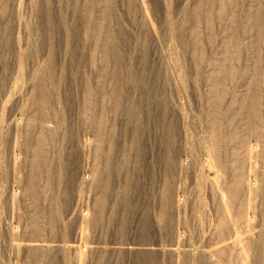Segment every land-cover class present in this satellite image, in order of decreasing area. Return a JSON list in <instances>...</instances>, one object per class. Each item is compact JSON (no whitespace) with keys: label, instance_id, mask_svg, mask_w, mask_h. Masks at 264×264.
Returning a JSON list of instances; mask_svg holds the SVG:
<instances>
[{"label":"rangeland","instance_id":"374dc122","mask_svg":"<svg viewBox=\"0 0 264 264\" xmlns=\"http://www.w3.org/2000/svg\"><path fill=\"white\" fill-rule=\"evenodd\" d=\"M10 1L6 0L9 9ZM55 1L51 0L53 4ZM26 2L28 0H22L20 18L26 19L37 33L33 32L32 38L25 40L26 37L20 31L19 37H23L19 40V47L25 51L33 44L46 46L49 36L44 20V4L35 15V4L30 6ZM149 2L157 13L150 15L151 21L157 26L155 0ZM50 13L52 17L56 16L53 9L47 11V14ZM117 14L120 16L121 11L118 10ZM62 16L65 17L66 28L70 27L71 31L70 59L61 53L62 37L56 21L52 25H56L54 33H57H53L54 43L57 42L55 53L58 58H55L54 64L57 84L55 88L49 86L46 80L51 79L49 73L50 76H45L44 88L35 85V89L29 91L28 100L27 88L23 87L25 99L21 97L19 105L23 103L26 115H30L29 120L36 119L37 122L42 119L39 116L42 107H38L37 96L43 93L48 96L50 103L44 107L47 114L44 121L55 127L57 139L52 137L49 143L51 147L44 151L47 154H43L45 168L30 166L31 151L27 148L32 147L34 139L31 138H34L36 131L27 136L23 131L15 134L10 128L12 121L21 118L16 107L10 108L11 104L8 103L0 123V263H16L8 250L7 235L10 231H17L20 235L15 237V241L19 243L39 239L65 247V244L70 246L75 242L74 245L79 246L80 253L84 255L80 264H264V153L256 159L253 167L256 180L262 181L258 185L261 190L249 200L243 182L234 207H227L231 219L237 207L242 211V218L232 222L226 217V226L219 235L215 229L223 215V207L219 202V194L212 195L210 188V183L218 182L224 201L227 202L224 187L231 180L233 160L230 152L236 151L240 142L255 147L258 139L262 138L255 135V131L264 128V107L253 104L256 112L247 116L251 110L248 109L250 92L247 93L246 86L241 85V82L228 86L229 92L241 100L240 104L232 108L226 107L225 119L220 120L219 132L225 135L232 133L234 138L222 146L224 167L215 169L206 151L212 131L207 114L208 87L199 77V84L195 87L196 94L201 97H196L190 84L194 79V67L199 64L190 62L184 52L179 53V58L183 56L186 73L183 77L184 94L177 98L167 83L164 84V74L146 40L144 46H140L139 40L131 39L117 30L118 42L109 46L114 50L110 53L106 51L107 58L104 60L97 52L93 56L88 54L93 47L81 39L80 20L71 8L63 10ZM7 25L11 27L10 22ZM124 25L126 29H132L125 20ZM132 31L135 35L142 32ZM0 45L2 102L8 96L7 86L15 75L12 73L14 55L11 41H1ZM252 53L248 51V65L244 70L253 65L256 54L253 53L254 56ZM43 56L42 52L38 59L26 63L23 82H27L29 72L38 66ZM262 57L261 61L264 59ZM103 62L108 65L105 66ZM263 68L264 60L261 68L264 75ZM84 78L89 79L94 87L88 104L83 99ZM101 82L103 86L99 84ZM263 93L262 88H256V96H262L260 101L264 99ZM172 101L177 102L176 106ZM174 106L181 109L187 118L181 120ZM31 110L35 112L31 113ZM21 119L25 121L28 118L25 116ZM88 124H92L91 128ZM248 125L254 126L251 132ZM94 126L99 128L97 135L100 136L97 151L89 147L96 139V134L92 132ZM9 136L10 141L7 139ZM14 138L17 141L20 139L18 142L22 147L11 151ZM196 139H200L205 151L199 149ZM262 140L264 142V137ZM81 147L83 150H80ZM12 155L16 161L22 162L14 172L9 166ZM207 162L210 168L206 166ZM248 165V162L244 163L243 167L246 182L248 178L251 181L253 179V172L248 171ZM92 170H96L94 180L91 177ZM28 186L32 187L31 192L27 191ZM11 196L15 198L13 205L10 204ZM34 211L38 213L37 219H33ZM79 213L88 217L89 223L81 224ZM34 225L41 231L36 236L30 233ZM84 246L93 248V251L89 252ZM130 247L134 250L128 252ZM146 248L153 250L146 251ZM54 250L38 253L39 256L32 259V264H76L74 258L77 253L68 249L65 252L62 250L64 253ZM219 251L223 253L220 258L217 256Z\"/></svg>","mask_w":264,"mask_h":264},{"label":"bare ground","instance_id":"6f19581e","mask_svg":"<svg viewBox=\"0 0 264 264\" xmlns=\"http://www.w3.org/2000/svg\"><path fill=\"white\" fill-rule=\"evenodd\" d=\"M10 2H11V7L9 9L6 0H0V42L5 41V40L11 41V45L13 48V55H14L12 73L14 72L13 75L15 76H13L14 77L12 78L13 80L10 79L11 81L9 83V86H7L8 87L7 98L5 99V101L0 102V123L3 121L2 118H4L3 115L7 108L8 103L11 104L10 108L14 107L15 109L16 107L15 110H18L17 113L19 115V118L20 117L23 118L25 116L26 118H28L26 120L24 119L25 121H23V119L21 118H20L21 121L20 120L19 121L15 120L12 122L10 121L11 122L10 128L12 131H14L13 133L15 134L19 133L20 131H23L22 133H26L27 136L29 134L31 135L32 133L36 131V133L34 134V138H31V140L34 139V143L32 147L27 148L29 149L28 151H31V156H30L31 160L29 161H30V166L33 168L42 169L41 166L45 164L43 154H46V152L44 153V151L47 150V147L48 148L49 146L51 147L49 143H51L52 137L54 138V140L57 139V136H56L57 133H55L56 131L55 127L49 126L44 121L45 115H47L44 111L45 110L44 107L46 108L48 102L50 103L48 96H46V93L45 94L43 93L42 95L37 94L38 96H37L36 101H38L37 103L40 104L38 105V107L40 106L43 109L41 108V110H39L37 107V109L41 111L39 112V116L42 119L40 120L38 119L39 121L35 122L36 119L35 121L29 120L30 115L29 114L26 115L27 111H24L22 107L23 103L19 107L21 97L22 99H25V97L23 96L24 94L22 93V89L23 87L27 88L28 94H26V99L28 100L29 91H33V88L35 85H37L38 87L41 86L44 88V83L46 80H48L50 87L55 88L58 79L55 77L56 76L55 73L57 72V70L54 64H56L55 58L57 59L58 55H56L55 53L56 52L55 48L57 47V45L55 47V43L57 42L55 41L54 43L55 39L53 36L54 31H56L55 30L56 28H54L56 25L53 27L52 24L57 21V24L60 29L61 37H62V38L60 37L62 41V45H63L62 46L63 50L61 53L65 57H68L70 59L69 43L71 41L70 39L71 31H69L70 27L66 28V24L64 23L65 17L62 16V11L63 10L68 11L69 8H71V10L78 16L77 18L80 20L81 39L84 42H88V44L93 47L91 51L89 49L88 54L90 56H93V54H96L97 52L103 57L102 59L105 60L107 58V55L105 54L106 51L110 53V51L114 50V49H110L109 46H112L116 42H118L119 34L117 33V30H119L118 32H122V33L124 32L125 34L130 36L131 39L135 38L136 41L139 40L138 43L140 46L141 44L143 45L144 41L146 40L154 52V57L159 62L158 66L160 65V69L162 70L164 74L163 75L164 76L163 80L165 81L164 84L167 83L169 89H171L175 97L177 96L181 97V95L184 94L183 77H184V74L186 73V68L184 66L183 58H182L183 56L182 57L180 56L182 58L181 60V58H179V53L184 52L187 55L188 60L190 62H193L194 64L196 63L199 64L198 67H194V79L192 78L193 81L191 79L192 82L190 84H192V88L195 92L196 97H201L200 94H196V87H195L199 84V81H200L199 77L203 78L204 83L208 87L209 93L207 97V106H208L207 114L209 115V122L212 124L211 125L212 131L209 137V140H210V143L208 144L209 147H208V150L206 148V151H208L209 153L208 158L209 157L211 158L210 164L215 169L220 170L224 167V161L221 158L222 146L225 142H227V140L231 141L234 138V135L232 133L225 135V134H222L221 131L219 132V128L221 126L220 120L225 119L224 118L225 112L226 110H228V108L226 107L230 106L232 108L234 105L240 104L239 102L241 100L240 98L237 99V96L235 94L229 92L228 86H231L230 85L231 83L235 84V83L241 82L240 83L241 85L246 86L247 93L250 92L248 109H251V110H249L250 113L247 116H251V114H253L254 112L253 104L255 105L258 104L259 107L262 105L264 107V99L262 98V101L259 100L262 96H260V98L256 96L257 95L256 88L260 87L264 90V75L262 74V69H261L262 61L264 60L263 59L264 58V0H155L156 4L154 3V6L155 8L157 7V11H158V15H157L158 25L157 26L154 25V23L151 21V18H150V15L154 16L157 13L156 11H153L152 9L153 4H151L149 0H56L54 4L51 2V0H28V3L30 4V6L35 4L33 5L35 6L33 7L35 10L34 11L35 15L38 14L41 8V5L44 4L46 8L45 9L43 7V12L45 15L44 20H45L46 26L48 27L47 34L49 33L48 34L49 36H48V41L46 42L47 43L46 46L44 45L34 46L35 44H33L34 48H32L33 46L31 48L28 47L29 49L25 48L27 49V51L20 50L19 40L23 36L19 37V33L21 31L22 34L26 37V38L24 37L25 40L26 39L29 40V38H32L34 30H36L35 28L36 26L34 27L35 29H33L32 25H29L28 24L29 22L28 23L26 22L27 21L26 19L20 18L21 14L19 13V10H21L20 8H22L21 7L22 0H11ZM50 9L54 10V13L56 16H53V17H56V18H53L51 13L50 15L47 14V11H49ZM118 10L121 11L120 16L117 14ZM71 17H72V14H71ZM69 19L71 18L69 17ZM124 20L131 25L129 26L132 27V29L128 30L125 28ZM8 22L11 23L10 28H9V25H7ZM132 30H136V31L142 30V32L141 33L138 32V34L135 35ZM35 33L37 32H34V34ZM45 34H46V31H45ZM54 34L57 35L56 32ZM33 41L31 42L33 43ZM26 46H27V43H26ZM115 49L117 50L116 47ZM248 51L253 52L254 54H256V56L252 53L255 56L252 62L253 65L250 69L248 70L245 69L246 70L245 71L244 68L245 66L247 67L248 65L246 62L248 59L247 58ZM42 52L44 53V56L40 62L37 61V63L39 62L37 64L38 66L36 65L37 67L36 68L34 67L35 69L31 67L33 70L30 68L31 72H29V79L27 80V82L26 81L23 82L22 77H23L24 71L26 70L24 66L26 65L28 61L36 59ZM261 56H263L262 61H261ZM3 57L1 56V58ZM91 61L93 62V59H91ZM35 63L36 61L34 62V64ZM104 65L107 66L108 63H105ZM4 70L3 72L5 73ZM49 73L51 74V79L48 78L45 80V76L46 75L48 76ZM26 74L25 76H27ZM61 75L63 76V73ZM189 78H190V75H189ZM4 81L6 82V80ZM99 84H102L101 86H103L104 83L101 82ZM2 89H4V87ZM3 91L5 90H2V92ZM83 92H84L83 93L84 102L88 104L89 97L92 96L94 92V87L90 83L89 79L84 78ZM256 97L258 98V101ZM226 102L229 103L230 105H228ZM171 103L173 104L175 103V106H176L177 102L172 101ZM260 109H263V108H260ZM32 112H35V111L31 110V113ZM177 113L181 120L187 118L183 114L181 109H178ZM263 114L261 116H263ZM54 117L56 118V115H54ZM262 123L264 125V122ZM223 125H224V122H223ZM87 126L91 128L92 124L91 125L88 124ZM247 127L250 128L249 130L251 132L254 126L248 125ZM96 128L97 127L94 126L92 129L93 134L94 135L96 134L95 135L96 139H94L95 138L94 137L93 138L94 141H92V143H90L89 145V147L92 148L93 151L99 150V146L97 143L98 142L100 143V139H99L100 136L98 137L97 135L99 128H97V130ZM183 130L186 131L185 129ZM257 130L255 131V135L257 134L259 138L260 137L263 138L264 137V134H262L263 131L262 130L257 131ZM240 133H243V132H240ZM15 138L13 139L14 144H13V148L11 149V151H15L19 149L18 147H20L21 149L22 147V144L18 142L20 139L17 141ZM262 138L258 139V142L255 145V147L246 146L242 142H240L239 146L237 147V150L235 151L234 149L230 152V155L232 156V160H233V164L231 166L232 167L231 180L230 182L226 183L224 187V189L226 190L225 193L227 194V202L224 201L223 191L219 183L216 181L215 182L213 181V183H210L212 195L214 193L219 194V198H220L219 202H221L222 207H223V213H222L223 215L221 217V220L218 221V226L215 229L219 232L218 235L221 234L220 232H222L224 226H226V221H225L226 217L230 218V221L232 220V222L238 221L239 219L242 218L241 217L242 211L240 210L239 207H237L234 217L233 219H231L227 207H234V203L237 199V196L240 192V188L243 185V182H244L245 190L247 191V196L249 200L257 192L259 193V191L261 190L260 186L258 185L259 183H262V181L258 179H257L258 181L256 180V176L254 175V172H255L254 168L256 165L255 164L256 159L260 157L261 154L264 153L263 152L264 142H262L263 141ZM7 139L10 141V136L7 137ZM199 140H197V145L199 146V149L205 151L204 146L202 147ZM80 150H83L82 147ZM238 150H240L241 152H239ZM260 151L262 152L260 153ZM19 162L20 161L18 160L16 161L12 155V157L9 160V166L11 167L13 172L17 171L15 169L17 168L18 164L19 165L22 164V162L21 163ZM247 162L249 164L248 171L253 172V174L251 175L253 176V179L255 180L254 181L252 179V181H254V184H252V181L250 180V178H248L247 182L244 180L243 167H244V163H247ZM262 165L264 166V164ZM206 166L210 168V165L208 162ZM58 168H60V166ZM95 172L96 170L95 171L92 170L91 172V175H92L91 177L93 178V180L96 176ZM13 178H14V173H13ZM31 189L32 187L28 186L27 191L31 192ZM14 200L15 198L11 196L10 197L11 205H13ZM37 211H34L33 219L34 218L37 219L36 218L38 216ZM78 216H79V221L81 222V224L89 223L88 217H83V215L80 213ZM90 221H91V218H90ZM53 226H54V223H53ZM55 228L56 227H54V229ZM40 232H41L40 228H38L37 225L36 226L34 225L30 233H32L33 236H36ZM18 235L20 234H18L17 231H10V233H8L7 235L9 237V244H8L9 249L8 250H10L12 257L15 259L16 261L15 264H32L33 263L32 259L39 256L38 253L40 254L49 253V251H55L54 249H57L58 251L60 250L59 251L60 253L62 250L64 251V249H66V247L68 246V245L66 246V244H65V247L62 246V244L61 246L60 245L57 246L53 243L50 244L48 242H42L39 239H32V240H28L27 242L19 243L15 241V237H18ZM82 235L83 234L81 233V236ZM74 243H72L73 245L68 246L67 249L74 252L75 254L77 253L76 254L77 256L74 258V262L76 264H80L82 258H84L83 257L84 255L80 253L79 246H75ZM85 248L89 252L91 250L93 251V248L89 246L88 247L86 246ZM67 249L65 251H67ZM131 250H134V249L130 247L128 249V252H130ZM144 250L147 251V250H153V249L146 248ZM239 255H240V252H238V256ZM60 256H62V254ZM217 256L220 258L221 256H223V253L219 251ZM12 261L15 262L14 260Z\"/></svg>","mask_w":264,"mask_h":264}]
</instances>
